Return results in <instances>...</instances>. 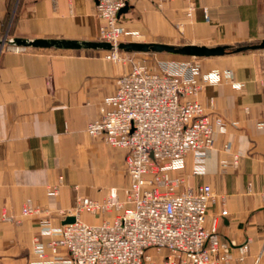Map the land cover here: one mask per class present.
<instances>
[{"label": "crops", "instance_id": "obj_1", "mask_svg": "<svg viewBox=\"0 0 264 264\" xmlns=\"http://www.w3.org/2000/svg\"><path fill=\"white\" fill-rule=\"evenodd\" d=\"M10 2L0 0V30ZM261 2L194 0L190 9L187 0H128L120 22L177 45L254 43L264 31L252 26L247 10ZM99 25L94 0H18L12 35L97 40ZM109 51L13 46L0 53V217H12L0 220V264H40L38 245L46 259L66 264L68 250L48 246L70 216L63 211L78 196L102 201L113 193L125 202L126 150L87 133L104 97L130 69L124 60L108 58ZM197 58L203 82L198 99L226 128L207 149L202 172L190 154L171 173L185 186H211L206 225L216 221L221 238L234 243L230 264H264V49ZM27 200L43 212L24 215ZM118 213L83 211L79 217L99 224ZM245 243L249 249L240 261Z\"/></svg>", "mask_w": 264, "mask_h": 264}, {"label": "built area", "instance_id": "obj_2", "mask_svg": "<svg viewBox=\"0 0 264 264\" xmlns=\"http://www.w3.org/2000/svg\"><path fill=\"white\" fill-rule=\"evenodd\" d=\"M154 1L161 5L169 0ZM187 1L193 9L194 0ZM94 3L100 20L97 40L115 45L108 58L123 60L116 46L123 35L132 33L120 22V11L128 0ZM192 57L156 61L154 66L134 60L118 79L115 92L104 97L87 133L126 150L130 185L125 202L113 193L102 201L78 196L75 205L63 211L75 216V221L63 224L59 237L48 246L55 251L65 247L66 264H230L233 260L234 243L221 238L216 221L211 227L206 225L213 200L211 186H185L183 177L171 173L183 167L190 154L196 172H202L207 149L214 144L217 131L226 128L225 121L211 119L198 99L203 82L196 76L198 66ZM113 208L119 213L99 224L79 217L83 211L95 214ZM41 212V206L31 200L22 206L24 215ZM2 219L12 217L2 214ZM240 248L237 259L242 261L248 243ZM36 250L40 264H56L46 259L41 245Z\"/></svg>", "mask_w": 264, "mask_h": 264}, {"label": "water", "instance_id": "obj_3", "mask_svg": "<svg viewBox=\"0 0 264 264\" xmlns=\"http://www.w3.org/2000/svg\"><path fill=\"white\" fill-rule=\"evenodd\" d=\"M127 9V4L121 9L120 13ZM14 45L24 47H41V48H62V49H103L112 50L115 45L108 41L86 40V39H58V38H30L16 36L9 39ZM117 49L126 52H155V53H173L179 55L209 57L224 55L227 53H237L248 50L264 49V38L259 42L245 43L238 45L218 44L206 45L198 43L171 44L156 41H121L117 44ZM75 221V216L67 217L65 223Z\"/></svg>", "mask_w": 264, "mask_h": 264}, {"label": "rangeland", "instance_id": "obj_4", "mask_svg": "<svg viewBox=\"0 0 264 264\" xmlns=\"http://www.w3.org/2000/svg\"><path fill=\"white\" fill-rule=\"evenodd\" d=\"M18 6V0H11L9 12L7 13V17L3 27L0 30V53L12 49L13 45L9 42L10 38L15 37L12 35V28L14 25V21L16 18V9ZM248 16L251 19L252 26L260 28L264 31V0H262L261 4L256 8H248L247 10ZM143 31V30H142ZM122 40H132V41H156V42H167L168 37H164L161 35H155L152 37H144L143 33L140 31H132V33L123 35ZM122 51L123 60L130 66L132 61L134 60H144L149 63V65H155L156 60H169V59H186L187 57L184 55L173 54L168 52L163 53H155V52H125ZM196 57V56H195ZM196 59H198L196 57Z\"/></svg>", "mask_w": 264, "mask_h": 264}]
</instances>
